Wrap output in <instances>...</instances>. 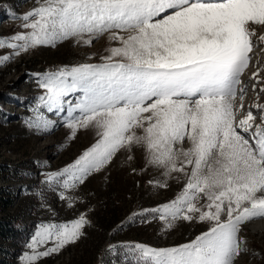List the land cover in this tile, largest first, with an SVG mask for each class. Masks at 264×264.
I'll list each match as a JSON object with an SVG mask.
<instances>
[{
  "label": "snow or ice",
  "instance_id": "1",
  "mask_svg": "<svg viewBox=\"0 0 264 264\" xmlns=\"http://www.w3.org/2000/svg\"><path fill=\"white\" fill-rule=\"evenodd\" d=\"M8 16L29 31L0 37V49L13 50L0 56V67L29 50L69 39L91 46L109 34V41L120 44L106 49L110 55L102 65L35 74L45 90L38 101L49 111H66L71 138L90 128L98 137L72 165L48 174L44 185L51 191L75 189L117 153L127 152L131 160L141 151L146 167L165 178L150 183L167 188L168 179L186 178L174 199L144 211L164 221L165 230L178 221L209 228L174 247L135 243L107 252L116 255L119 247L125 253L122 264H236L248 251L239 236L242 225L264 218V105L256 104L255 114L250 107L238 119L245 108L242 78L250 54L264 44V34L252 39L256 26L264 27V0H36L28 13ZM261 71L264 65L250 79L259 83ZM76 93L75 104L65 99ZM27 123L38 129L49 122ZM88 224L83 215L41 221L23 264L59 254ZM48 244L52 247L39 250Z\"/></svg>",
  "mask_w": 264,
  "mask_h": 264
},
{
  "label": "rangeland",
  "instance_id": "2",
  "mask_svg": "<svg viewBox=\"0 0 264 264\" xmlns=\"http://www.w3.org/2000/svg\"><path fill=\"white\" fill-rule=\"evenodd\" d=\"M34 7L36 0H0V37H10L17 32L27 33L29 30L21 27L23 21L10 18L8 12L22 16ZM261 34L264 33L256 27L253 41ZM109 47H120L119 42L109 41V34L99 40L93 39L91 46L69 39L55 47L40 46L29 50L0 67V220L10 217L17 222L19 229L28 228L24 240L18 245L0 237V261L23 264L25 253H31L27 244L41 221L68 222L81 215L89 221L83 229L84 235L59 254L42 258L38 264H112L113 260L122 264L125 253L117 247V254L110 255L107 252L110 246L140 243L154 248H168L191 242L208 230L207 223L197 221H178L173 228L165 230L164 221L153 219L152 213L144 211L174 199L182 190L186 178L181 177L179 182L168 179L167 188L150 183L165 178L160 170L146 167L141 151L132 153L131 160L128 159L129 153H117L111 163L89 175L75 189L57 188L51 191L44 185L48 174L72 165L97 142L98 137L90 128L80 129L72 139V129L65 124L66 111H49L38 101L45 90L38 86L35 74L57 72L81 64L102 65L106 62L104 58L110 55L106 51ZM262 48L264 45L250 54L253 59L243 78L249 76L253 68L264 65ZM12 52L9 48L0 49V56L11 55ZM254 61L256 64L252 66ZM258 79L259 83L254 84V79L246 82L248 96L244 99L248 101H242L245 108L239 112L238 119H242L250 107L255 114L257 109L254 106L264 105V93H260L261 87L264 88V71L260 72ZM257 93H260L259 98ZM78 95L76 93L65 99H71L75 104ZM240 102L238 99L237 103ZM26 121L49 123L47 128L37 129L30 128ZM256 123H260L259 116ZM9 201L14 203L13 207H5L4 204ZM203 203V200L200 201V204ZM260 221L264 218L242 225L239 236L246 242L248 251L239 256L236 264H264V230L255 232L251 228L252 222ZM49 247L52 244L39 250Z\"/></svg>",
  "mask_w": 264,
  "mask_h": 264
},
{
  "label": "trees",
  "instance_id": "3",
  "mask_svg": "<svg viewBox=\"0 0 264 264\" xmlns=\"http://www.w3.org/2000/svg\"><path fill=\"white\" fill-rule=\"evenodd\" d=\"M13 202L9 201V203L4 204L5 207H13ZM28 228H22L19 229V226L17 225V222H15L14 219H11L10 217H7L5 219L0 220V237H3L7 242L10 243H20L22 240H24L25 232ZM2 252V251H1ZM4 252V251H3ZM5 254L8 255V252ZM4 254V255H5ZM0 264H8L7 261H0Z\"/></svg>",
  "mask_w": 264,
  "mask_h": 264
},
{
  "label": "bare ground",
  "instance_id": "4",
  "mask_svg": "<svg viewBox=\"0 0 264 264\" xmlns=\"http://www.w3.org/2000/svg\"><path fill=\"white\" fill-rule=\"evenodd\" d=\"M256 27H258V29L260 30V31H262V33H264V27H261V26H256ZM258 39V37L254 40V42L256 41ZM264 44H261L260 45V47H262ZM259 48V47H258ZM257 48V49H258ZM258 52H261V51H258ZM263 61V60H262ZM264 63V62H263ZM256 64V61H254L253 63H252V66L253 65H255ZM256 70V68L254 69H252L251 70V72H249L250 73V75L253 73V71H255ZM249 75V76H250ZM249 76H245L244 78H243V80L245 81V82H248L249 80H251L250 78H251V76H250V78H249ZM255 83H257L256 81L254 82V84ZM260 88V87H259ZM261 88H263V87H261ZM251 90H253V87L251 88ZM248 96V95H247ZM244 102H246V101H248L247 99H244L243 100ZM254 101V100H253ZM264 102V101H263ZM251 228H252V230H255V232H262L263 230H264V221H260V222H258V223H255V222H252L251 223Z\"/></svg>",
  "mask_w": 264,
  "mask_h": 264
}]
</instances>
